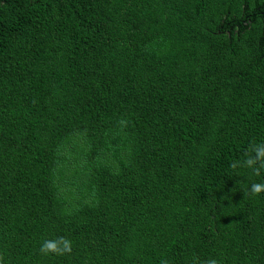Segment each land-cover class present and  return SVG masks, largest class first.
Segmentation results:
<instances>
[{
    "label": "trees",
    "instance_id": "trees-1",
    "mask_svg": "<svg viewBox=\"0 0 264 264\" xmlns=\"http://www.w3.org/2000/svg\"><path fill=\"white\" fill-rule=\"evenodd\" d=\"M262 142L264 0H0L4 264H264Z\"/></svg>",
    "mask_w": 264,
    "mask_h": 264
},
{
    "label": "clouds",
    "instance_id": "clouds-1",
    "mask_svg": "<svg viewBox=\"0 0 264 264\" xmlns=\"http://www.w3.org/2000/svg\"><path fill=\"white\" fill-rule=\"evenodd\" d=\"M232 168L246 167L252 170L253 174L259 176L264 170V142L252 144L243 161H234ZM245 195L259 196L264 194V182H254L249 188L243 189ZM72 241L66 237L60 236L54 239H46L40 246L42 255L65 256L72 252ZM4 256L0 254V264H4ZM206 264H219L216 259H209Z\"/></svg>",
    "mask_w": 264,
    "mask_h": 264
}]
</instances>
